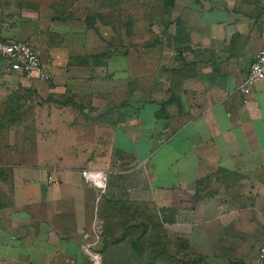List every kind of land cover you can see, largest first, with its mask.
Masks as SVG:
<instances>
[{
    "label": "crops",
    "instance_id": "obj_1",
    "mask_svg": "<svg viewBox=\"0 0 264 264\" xmlns=\"http://www.w3.org/2000/svg\"><path fill=\"white\" fill-rule=\"evenodd\" d=\"M166 9L130 30L122 18L118 50L91 6L0 0V40L28 43L51 76L0 61V138L34 140L0 162V264H87L105 202L147 207L207 261L245 235L264 246V90L240 91L264 50V0ZM84 170L105 174L101 196Z\"/></svg>",
    "mask_w": 264,
    "mask_h": 264
},
{
    "label": "rangeland",
    "instance_id": "obj_2",
    "mask_svg": "<svg viewBox=\"0 0 264 264\" xmlns=\"http://www.w3.org/2000/svg\"><path fill=\"white\" fill-rule=\"evenodd\" d=\"M150 3L149 0H59L61 8L69 9L75 14L81 11L79 9L91 6L94 9L92 12L94 22L104 23V27L106 26L110 37L109 47L118 50L122 18L126 19L127 26L129 25L125 26L124 30H130L133 21L147 19L156 13L164 15L166 10L163 4L152 10ZM100 9H103L102 12ZM30 126L29 129H32L33 126ZM33 141L32 138L14 140L16 145L10 147L8 139L0 138V162L11 158L8 155L10 151H19L21 147L28 149ZM7 175L8 171L0 170V178ZM133 225H139L143 233L132 230L134 235L132 239L137 238V241L130 244V238H123L122 228ZM93 226L99 228L100 234L98 235L97 228H94L93 237L90 239L93 245L88 246L89 248L87 245L84 246L83 254L87 264H261L256 255V249L261 244L254 241L258 237L250 238L245 235L242 241L238 239L240 243L220 242L218 246L227 245L228 249L213 252L215 260L207 261L205 256L207 251L201 239L195 236L188 239L184 235L170 233L157 224L153 212L144 206H121L115 219L102 218L99 211L98 219L93 218ZM207 254L212 255L210 251ZM91 256H97L98 262H91L89 259Z\"/></svg>",
    "mask_w": 264,
    "mask_h": 264
},
{
    "label": "built area",
    "instance_id": "obj_3",
    "mask_svg": "<svg viewBox=\"0 0 264 264\" xmlns=\"http://www.w3.org/2000/svg\"><path fill=\"white\" fill-rule=\"evenodd\" d=\"M0 61L6 63L2 74L13 72L19 74L22 78L28 81H38L41 83H48L51 79V76L46 71L38 52L26 42L0 40ZM258 83L263 85L264 90V50L259 51L254 55L246 79L240 86V91L244 94H249L252 92L253 87ZM80 174L84 182L91 188H94L99 196L104 193V173L84 170ZM47 182L54 185L58 184V182L52 180L50 176L47 177ZM99 196L97 202L100 200ZM95 228H97L96 233L99 235V228ZM256 255L257 260L261 264H264V246L257 248ZM91 257H89L91 262H98L97 256Z\"/></svg>",
    "mask_w": 264,
    "mask_h": 264
},
{
    "label": "trees",
    "instance_id": "obj_4",
    "mask_svg": "<svg viewBox=\"0 0 264 264\" xmlns=\"http://www.w3.org/2000/svg\"><path fill=\"white\" fill-rule=\"evenodd\" d=\"M162 2H163V5H164L163 8L166 9L167 5H168V7L171 6L172 0H162ZM124 205L125 204H113V203H108V202L102 203L101 204V208H100V213H101L102 218L115 219L116 216H117V213L120 211V207L124 206ZM157 224L159 226H161L158 221H157ZM122 230H123V238H125V239H129L130 238V244L134 243V241H137V238L132 239V237L134 236L132 230L133 231L136 230V231L140 232V234L143 233L142 230L140 229L139 225H133L131 227L124 226L122 228ZM102 237H101V239H102ZM201 260L203 261V259H201Z\"/></svg>",
    "mask_w": 264,
    "mask_h": 264
}]
</instances>
